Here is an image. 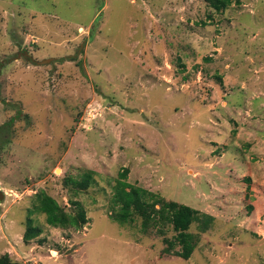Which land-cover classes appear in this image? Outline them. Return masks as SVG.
<instances>
[{
	"label": "rangeland",
	"instance_id": "rangeland-1",
	"mask_svg": "<svg viewBox=\"0 0 264 264\" xmlns=\"http://www.w3.org/2000/svg\"><path fill=\"white\" fill-rule=\"evenodd\" d=\"M126 168L214 217L189 260L171 227L112 220ZM0 191V256L24 264H264V0H0ZM41 191L88 222L50 226Z\"/></svg>",
	"mask_w": 264,
	"mask_h": 264
},
{
	"label": "trees",
	"instance_id": "trees-1",
	"mask_svg": "<svg viewBox=\"0 0 264 264\" xmlns=\"http://www.w3.org/2000/svg\"><path fill=\"white\" fill-rule=\"evenodd\" d=\"M217 10L228 6L231 0H208ZM97 173L87 169L79 177H66L64 183L67 187L77 193L87 191L95 182ZM129 169H123L119 173L117 184L114 187L113 204L118 211L111 214L112 220L124 225L134 222L135 217L141 219V227L144 232L156 230L165 236L167 228L171 227L176 233L173 239L164 238L167 247L163 254L177 256L189 260L198 243L200 234L190 231L193 223L201 224L200 231L206 232L214 217L185 204L176 201H167L158 194L153 193L140 186L128 182ZM76 208L75 213H69L58 203V201L41 191L36 195V207L38 211L46 216V222L54 227H74L83 228L88 222L85 209L80 201H72ZM41 234V229L35 227L32 220L28 221V227L24 234V240L30 241ZM179 247V249H177ZM0 264H24L14 261L9 254L0 256Z\"/></svg>",
	"mask_w": 264,
	"mask_h": 264
},
{
	"label": "water",
	"instance_id": "water-1",
	"mask_svg": "<svg viewBox=\"0 0 264 264\" xmlns=\"http://www.w3.org/2000/svg\"><path fill=\"white\" fill-rule=\"evenodd\" d=\"M50 60H52V59H50ZM4 197H5V193L0 191V199H3Z\"/></svg>",
	"mask_w": 264,
	"mask_h": 264
}]
</instances>
